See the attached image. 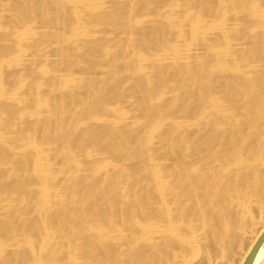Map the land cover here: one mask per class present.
Segmentation results:
<instances>
[{
	"label": "bare ground",
	"instance_id": "bare-ground-1",
	"mask_svg": "<svg viewBox=\"0 0 264 264\" xmlns=\"http://www.w3.org/2000/svg\"><path fill=\"white\" fill-rule=\"evenodd\" d=\"M264 253V0H0V264Z\"/></svg>",
	"mask_w": 264,
	"mask_h": 264
},
{
	"label": "rangeland",
	"instance_id": "rangeland-1",
	"mask_svg": "<svg viewBox=\"0 0 264 264\" xmlns=\"http://www.w3.org/2000/svg\"><path fill=\"white\" fill-rule=\"evenodd\" d=\"M251 240L244 241L241 243V246L239 249H237L236 255L234 257V260L230 262V264H238L239 260L241 259L243 253L247 249L248 245L250 244ZM257 264H264V253L260 256Z\"/></svg>",
	"mask_w": 264,
	"mask_h": 264
},
{
	"label": "water",
	"instance_id": "water-1",
	"mask_svg": "<svg viewBox=\"0 0 264 264\" xmlns=\"http://www.w3.org/2000/svg\"><path fill=\"white\" fill-rule=\"evenodd\" d=\"M259 240H260V238H258V239L256 240V242L253 244V246H252L250 252H249L248 255L246 256V258L244 259V261H243L242 264H248L249 259H250L251 255H252L254 249L256 248V246H257Z\"/></svg>",
	"mask_w": 264,
	"mask_h": 264
}]
</instances>
